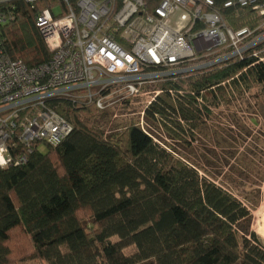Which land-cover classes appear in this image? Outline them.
I'll list each match as a JSON object with an SVG mask.
<instances>
[{"label": "trees", "instance_id": "obj_1", "mask_svg": "<svg viewBox=\"0 0 264 264\" xmlns=\"http://www.w3.org/2000/svg\"><path fill=\"white\" fill-rule=\"evenodd\" d=\"M13 2L15 20L0 26L6 56L47 61L32 9ZM221 14L256 33L264 20L246 8ZM162 87L173 94L163 91L147 120L184 148L134 125L104 135L99 113L63 104L56 110L73 128L58 145L0 166V264L18 228L46 264H264V239L251 228L264 186V40Z\"/></svg>", "mask_w": 264, "mask_h": 264}, {"label": "built area", "instance_id": "obj_2", "mask_svg": "<svg viewBox=\"0 0 264 264\" xmlns=\"http://www.w3.org/2000/svg\"><path fill=\"white\" fill-rule=\"evenodd\" d=\"M13 1L0 0V26L15 20ZM21 1L51 55L27 67L7 57L0 40L1 167L23 163L39 145L56 146L71 132L56 110L63 104L117 117L138 103L133 125L150 135L146 111L163 91L173 94L162 86L242 59L264 40V29H233L221 14L246 8L264 17V0Z\"/></svg>", "mask_w": 264, "mask_h": 264}, {"label": "rangeland", "instance_id": "obj_3", "mask_svg": "<svg viewBox=\"0 0 264 264\" xmlns=\"http://www.w3.org/2000/svg\"><path fill=\"white\" fill-rule=\"evenodd\" d=\"M256 30L261 31L264 29V20L258 23ZM140 105L138 103H128L123 106L117 112V117H113L111 113H104L105 115H101L103 113L96 112L95 110H91V113L97 114L96 117L98 120L99 128L104 130V135L113 134V136L120 137L122 133L128 128V126L133 125L138 118V110ZM221 108L215 109V111H219ZM233 109V107H232ZM225 111V110H224ZM262 121V119H259ZM150 132H152L153 139L156 143L162 146H170L174 148H184L180 142L173 141L169 138L164 137V133L161 131L160 127H156L154 123L151 121L148 122ZM151 128V129H150ZM159 133L160 138L155 137L153 134ZM245 144V143H244ZM195 147H199L198 142H194ZM212 146V144H209ZM239 149L242 148V144H237ZM39 150H45L43 145L38 146ZM87 212H85V216ZM252 225L251 228L255 231L262 239H264V186H262V199L258 207L252 210ZM88 228H94V225L90 220L87 221ZM9 247H10V262L9 264H46L43 260L32 258V244L28 234L22 229L18 228L12 232L9 239ZM134 250L133 247H129L125 249V253H131Z\"/></svg>", "mask_w": 264, "mask_h": 264}]
</instances>
